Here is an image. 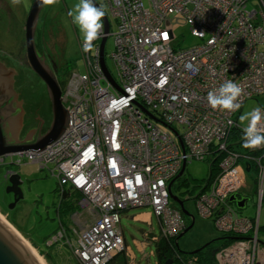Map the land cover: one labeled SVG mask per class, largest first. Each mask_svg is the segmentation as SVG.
I'll return each instance as SVG.
<instances>
[{
    "label": "built area",
    "instance_id": "obj_1",
    "mask_svg": "<svg viewBox=\"0 0 264 264\" xmlns=\"http://www.w3.org/2000/svg\"><path fill=\"white\" fill-rule=\"evenodd\" d=\"M107 2L117 30L112 33L109 20L106 32L103 20L90 51L82 50V70L70 71L61 85L69 127L41 150L10 155L49 169L61 191L82 193L79 203L89 208L93 222L66 241L83 264H105L125 248L121 213L127 209L151 207L164 234L183 232L187 221L171 203L169 185L188 161L221 153L218 175L195 197L201 215L237 235L218 250L217 261L264 264L259 235L264 145L245 148L242 136L231 135L241 129L237 113L244 103L264 94V0ZM174 18L186 20L200 42L181 48L171 27ZM111 34L115 73L107 67L114 81L101 62L102 40ZM225 80L242 88L237 111L208 103V91ZM6 156H0V165ZM248 170L256 178L257 218L240 215L229 201L232 194L241 196Z\"/></svg>",
    "mask_w": 264,
    "mask_h": 264
},
{
    "label": "rangeland",
    "instance_id": "obj_2",
    "mask_svg": "<svg viewBox=\"0 0 264 264\" xmlns=\"http://www.w3.org/2000/svg\"><path fill=\"white\" fill-rule=\"evenodd\" d=\"M102 4L111 22L112 33L117 30L115 18L110 13L107 0H97ZM34 0H0V61H5L9 67L20 70L22 80L18 90H26L27 98H36L41 106V113L48 121L53 119L52 104L45 82L31 68L25 46V31L28 15ZM78 0H51L45 3L41 10L37 25L35 40L39 52H50L57 64L65 68V71L82 70V37L77 26L72 23L68 11ZM177 36V43L181 48L192 47L200 42V39L192 34L190 25L184 19H173L171 23ZM115 48V36L111 34L106 43L105 57L110 70L115 73V63L111 53ZM68 73H65V77ZM64 78V76H63ZM264 106V94L249 98L237 113L238 124L242 122L239 116L252 108ZM243 123H246L244 121ZM52 124V122H51ZM164 126V125H163ZM166 127V126H165ZM18 155H8L5 162L0 165V210L10 212L7 219L19 233L29 241L33 248L41 255L47 264H80L66 237H60L68 232L71 238L76 237L82 228L91 224L93 218L88 207L80 206L77 211L68 213L65 209L66 200L62 202L59 190V178L53 175L49 169L39 170L33 163L22 161L18 163ZM15 162L16 164H10ZM9 170L21 174L24 197L14 208H9L13 202V193H7L9 185L5 175ZM210 176V164L207 159H193L188 161L183 178L185 182L176 180L172 187V193L184 202L185 209L194 218L193 226L179 238V248L183 251H193L206 242L222 235V231L216 228L212 217H204L200 214L196 196L206 185ZM256 184L253 176H247V185L243 189V196L249 198L245 208L237 207L235 202L231 205L240 215L257 218L259 210V196L254 191ZM260 239L264 244V197L260 199ZM171 203L177 205L173 199ZM77 204V205H78ZM176 207V206H175ZM180 205L178 204L177 208ZM152 208L148 206L130 208L121 213V227L127 245H130L134 255L129 258V264H158L155 255V242L161 232L158 217L153 214L151 222H144L135 216ZM63 223V224H62ZM64 225L56 235L53 233ZM53 239L52 243L51 240ZM54 243V244H53ZM200 245V246H198ZM212 246L217 247L218 243ZM179 264V263H176ZM217 264L219 262L217 261Z\"/></svg>",
    "mask_w": 264,
    "mask_h": 264
},
{
    "label": "water",
    "instance_id": "obj_3",
    "mask_svg": "<svg viewBox=\"0 0 264 264\" xmlns=\"http://www.w3.org/2000/svg\"><path fill=\"white\" fill-rule=\"evenodd\" d=\"M98 4H100L97 1ZM44 0H34L31 11L28 15L26 22V31H25V46L27 52L28 62L36 72L39 77L45 82L51 104H52V112L53 119L50 128L41 135L38 140L34 143H19L16 142V135L12 133L13 127L16 126L20 122V118L18 116L12 117V112L5 108V101L10 97V84L8 81L3 80L2 71L5 70L1 63H5L0 61V95L7 94V98L0 99V156L2 155H10L11 153H15L17 151L33 149V150H41L46 147L49 143L58 139L66 127L70 125V116L68 108L65 107L62 100V88L61 85L55 75V72L51 66L44 58V56L39 52V49L36 44L35 35L37 30V25L39 21V16L42 8L44 7ZM105 22L106 32L110 30V22L109 17L106 13V16L103 18ZM107 38H104L101 43V62L107 77L114 81L110 71L108 70L106 60H105V47H106ZM44 54V52H43ZM6 66V70H11L13 67ZM53 67H56V62L53 63ZM4 107V108H3ZM7 107V106H6ZM10 164H16L15 162H11ZM187 164L183 165L181 172L178 174L177 178H180L185 173ZM6 179L9 182L7 186V193H13L14 200L9 204V208H14L18 202L22 200L24 197L23 192V179L19 172L9 170L6 175ZM173 183V182H172ZM172 183L169 185L170 197L175 202L180 205L181 211L188 216L190 214L185 209L184 202L174 196L172 193ZM249 198L246 196H241L237 194H232L229 198L230 202H235L237 207L243 209L247 205V201ZM194 218H192L191 224L177 237V244L179 245V238L184 235L192 226H193ZM222 237H218L213 239L210 242L205 243L198 249L193 250L191 253H197L202 250L204 247L209 245L211 242L221 239ZM232 239H236V237H232ZM0 264H41L40 260L34 254V252L30 249V247L25 243V241L20 237V235L0 216ZM166 264H174L173 260H168Z\"/></svg>",
    "mask_w": 264,
    "mask_h": 264
},
{
    "label": "clouds",
    "instance_id": "obj_4",
    "mask_svg": "<svg viewBox=\"0 0 264 264\" xmlns=\"http://www.w3.org/2000/svg\"><path fill=\"white\" fill-rule=\"evenodd\" d=\"M44 2L50 3L51 0H44ZM68 16L81 33L82 50L90 51L92 42L102 33L103 18L106 16L105 7L98 4L97 0H78L69 9ZM241 92L242 88L238 83L225 80L218 88L208 91L207 100L213 109L237 111L241 108V103L238 100ZM239 120L242 122L243 146L254 149L264 145V127L261 126L264 124V111L260 107L252 108L240 115ZM244 121L246 123H243Z\"/></svg>",
    "mask_w": 264,
    "mask_h": 264
},
{
    "label": "trees",
    "instance_id": "obj_5",
    "mask_svg": "<svg viewBox=\"0 0 264 264\" xmlns=\"http://www.w3.org/2000/svg\"><path fill=\"white\" fill-rule=\"evenodd\" d=\"M70 71H67L66 73H70ZM65 78L66 77L62 79L61 85L64 84ZM231 135L235 136L236 138L238 137L240 138L242 136L241 129H238V128L234 129ZM222 156L223 154L216 152L212 158L207 159L210 164V176L208 178L206 185L199 191L198 194H200V192H204L208 188V185L218 175L219 163L221 161ZM251 167H253L254 170L256 169V166L252 164H251ZM177 180H180L181 183L186 181L185 178L183 177H180ZM254 180H256L255 177H254ZM174 184L175 182L172 183V187ZM59 190L61 192L62 202H64L65 200L67 201L66 206H65L66 211L68 213L70 212L72 213L73 210L74 212H76L79 207V204L77 202H79L80 199L82 198V193L78 190L70 189V188H65L63 191H61V189L59 188ZM173 206L177 207L178 204L177 205L173 204ZM179 209L181 210L180 207ZM183 216L185 217L187 221V225L185 227L186 229L191 224L192 219L185 213H183ZM159 223H160V220H159ZM160 226L162 227L161 223H160ZM64 227L65 226L62 225V227L56 230L53 234L56 235L58 231ZM179 235L180 233L176 236L164 234L161 229L160 234L154 240L155 255H156L158 264H166V262L170 259L173 260L174 264L176 263L186 264V262L190 259H195L196 262H198V264H217L218 250L222 247L230 245L234 241L232 237H237V235H235L232 232H222V235L220 236L222 237L221 239L211 242L209 245H207L206 247H204L202 250H200L197 253H191L192 251H183L179 248V245L177 244V237ZM68 236H69L68 232H66L64 237H68ZM213 243H218V246L217 247L212 246ZM78 260L80 264H83L79 258ZM105 264H129V258L127 255L126 246L123 250L114 254Z\"/></svg>",
    "mask_w": 264,
    "mask_h": 264
},
{
    "label": "flooded vegetation",
    "instance_id": "obj_6",
    "mask_svg": "<svg viewBox=\"0 0 264 264\" xmlns=\"http://www.w3.org/2000/svg\"><path fill=\"white\" fill-rule=\"evenodd\" d=\"M44 58L49 64H51L55 75L61 85L63 76L65 77V68L61 67L55 61L53 55L50 52L43 54ZM56 62V67H53V63ZM5 70L2 71V78L9 82L11 88L10 97L5 101V108L12 112V117L18 116L20 122L13 127L12 133L16 135V142L19 143H34L38 138L43 135L51 126V121L41 113V106L38 100H33L36 98H27L26 90H18L17 87L21 86L22 80L20 77V70L17 68H12L11 70H6V63H1ZM7 94L0 95V99L7 98ZM7 106V107H6ZM4 108V107H3ZM14 200V199H13ZM1 211V210H0ZM2 212V211H1ZM4 215L10 218V212ZM191 260V259H190ZM195 260V259H193Z\"/></svg>",
    "mask_w": 264,
    "mask_h": 264
},
{
    "label": "crops",
    "instance_id": "obj_7",
    "mask_svg": "<svg viewBox=\"0 0 264 264\" xmlns=\"http://www.w3.org/2000/svg\"><path fill=\"white\" fill-rule=\"evenodd\" d=\"M34 164V163H33ZM251 175V176H253V179H254V174H253V172L251 171V170H248V172L246 173V177L248 176V175ZM243 193V192H242ZM241 196H243L242 194H241ZM128 210V209H127ZM126 211V210H125ZM1 212V211H0ZM2 213V212H1ZM3 214V213H2ZM6 216V215H5ZM153 212L151 211V209H149L148 211H142V212H140V213H138L135 217L137 218V219H140V220H142V221H144V222H151L152 221V219H153ZM6 218L7 219H9V217H7L6 216ZM13 224V223H12ZM14 226V225H13ZM15 227V226H14ZM210 241H212V240H210ZM210 241H208V242H210ZM207 243V242H206ZM125 246H126V250H127V255H128V258H131V255H134V251H133V249H132V247L130 246V245H127V243H126V241H125ZM198 246H200V245H198ZM203 246V245H202ZM201 247V246H200ZM199 247V248H200Z\"/></svg>",
    "mask_w": 264,
    "mask_h": 264
},
{
    "label": "bare ground",
    "instance_id": "obj_8",
    "mask_svg": "<svg viewBox=\"0 0 264 264\" xmlns=\"http://www.w3.org/2000/svg\"><path fill=\"white\" fill-rule=\"evenodd\" d=\"M0 216L20 235V237L25 241V243L30 247V249L34 252V254L37 256V258L40 260L41 264H47L46 261H45V259L41 255H39V253L33 248V246L29 243V241L27 239H25L19 233V231L9 221H7L6 217L3 214H1V213H0Z\"/></svg>",
    "mask_w": 264,
    "mask_h": 264
}]
</instances>
